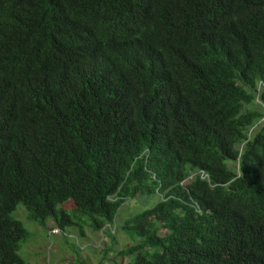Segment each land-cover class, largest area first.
I'll list each match as a JSON object with an SVG mask.
<instances>
[{
    "label": "trees",
    "instance_id": "16d2710c",
    "mask_svg": "<svg viewBox=\"0 0 264 264\" xmlns=\"http://www.w3.org/2000/svg\"><path fill=\"white\" fill-rule=\"evenodd\" d=\"M21 204L100 264H264V0H0V264Z\"/></svg>",
    "mask_w": 264,
    "mask_h": 264
},
{
    "label": "rangeland",
    "instance_id": "374dc122",
    "mask_svg": "<svg viewBox=\"0 0 264 264\" xmlns=\"http://www.w3.org/2000/svg\"><path fill=\"white\" fill-rule=\"evenodd\" d=\"M160 199V196L137 197L124 204L116 220L117 227L114 229L118 238V243L114 247L116 250L129 245V240L120 231L126 220L138 212L152 208ZM13 216L24 224L30 234L29 241L22 246L19 253L25 264H100L104 251L112 243L111 239L104 238L102 233H93L90 230H87L85 238H81L79 232L73 229L51 236L50 230H58L59 227L51 221L46 230L38 223L31 222L28 211L22 204L18 206ZM109 257L116 258V255L111 254ZM105 264L111 262L106 261Z\"/></svg>",
    "mask_w": 264,
    "mask_h": 264
},
{
    "label": "built area",
    "instance_id": "2783aa9c",
    "mask_svg": "<svg viewBox=\"0 0 264 264\" xmlns=\"http://www.w3.org/2000/svg\"><path fill=\"white\" fill-rule=\"evenodd\" d=\"M55 233H58V230H55Z\"/></svg>",
    "mask_w": 264,
    "mask_h": 264
}]
</instances>
